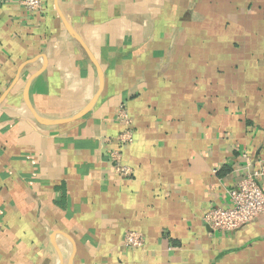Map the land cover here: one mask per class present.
<instances>
[{
	"label": "crops",
	"instance_id": "crops-1",
	"mask_svg": "<svg viewBox=\"0 0 264 264\" xmlns=\"http://www.w3.org/2000/svg\"><path fill=\"white\" fill-rule=\"evenodd\" d=\"M262 167L264 0H0V264H264Z\"/></svg>",
	"mask_w": 264,
	"mask_h": 264
},
{
	"label": "built area",
	"instance_id": "built-area-1",
	"mask_svg": "<svg viewBox=\"0 0 264 264\" xmlns=\"http://www.w3.org/2000/svg\"><path fill=\"white\" fill-rule=\"evenodd\" d=\"M22 4L29 11H37L42 8L43 0H22ZM122 113V121L130 123L127 113L125 111ZM132 139L133 135L130 131L120 136L123 143H129ZM244 156L249 158L247 153ZM117 162L118 171L127 174L126 167L120 165L119 160ZM227 195L228 202L209 207L203 217L211 233L235 231L254 222L264 213V168L244 172L242 177L230 187ZM144 243V236L140 232L128 231L124 236V245L127 247H139Z\"/></svg>",
	"mask_w": 264,
	"mask_h": 264
}]
</instances>
